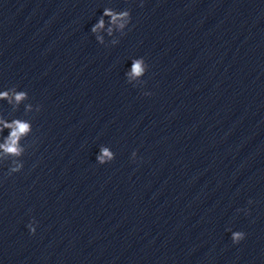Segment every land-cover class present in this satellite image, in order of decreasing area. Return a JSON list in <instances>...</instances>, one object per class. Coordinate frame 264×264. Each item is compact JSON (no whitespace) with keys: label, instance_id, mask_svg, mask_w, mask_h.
Returning a JSON list of instances; mask_svg holds the SVG:
<instances>
[{"label":"clouds","instance_id":"1","mask_svg":"<svg viewBox=\"0 0 264 264\" xmlns=\"http://www.w3.org/2000/svg\"><path fill=\"white\" fill-rule=\"evenodd\" d=\"M109 18L106 31L109 36L113 35L114 31H118L121 36L125 35V30L131 23V14L129 10H122L117 12L112 8H105L103 14L99 17L98 21L92 26L91 33L95 35L96 40L99 44H104V37L99 35V33L105 30V18ZM119 40L112 39L111 45H116ZM148 70V65L145 60L141 58H133L131 61L130 71L125 73L127 82L136 87L142 83V78ZM144 95H151V93H144ZM29 99L27 91H18L16 87L9 88L4 91H0V100L7 101V103L12 107L13 111L19 109L20 105ZM40 105H37L35 109L33 105L28 103L24 104V111L26 114L40 111ZM5 129L8 130V135L4 136L3 133ZM32 133V123L30 120H25L21 118H13L10 121L0 116V160H5L9 157L12 158L11 166L8 168L7 176H12L13 174L20 173L23 170L24 164L20 159L24 156L26 152V147L22 144ZM137 153L133 151L132 158L135 160ZM115 159V153L108 146H101L99 154L96 156V160L99 165H105L112 162ZM251 203V201H249ZM239 211V210H238ZM247 214V212H246ZM36 221L30 222L27 227L31 234L36 232ZM226 231L231 232V240L233 244H239L245 239L246 233L243 231H232L230 228Z\"/></svg>","mask_w":264,"mask_h":264}]
</instances>
